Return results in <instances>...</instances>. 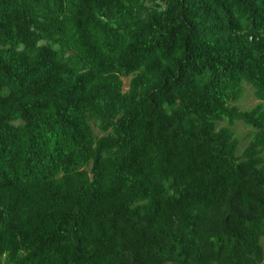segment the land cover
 Instances as JSON below:
<instances>
[{
	"label": "trees",
	"instance_id": "trees-1",
	"mask_svg": "<svg viewBox=\"0 0 264 264\" xmlns=\"http://www.w3.org/2000/svg\"><path fill=\"white\" fill-rule=\"evenodd\" d=\"M0 264H264V0H0Z\"/></svg>",
	"mask_w": 264,
	"mask_h": 264
},
{
	"label": "rangeland",
	"instance_id": "rangeland-1",
	"mask_svg": "<svg viewBox=\"0 0 264 264\" xmlns=\"http://www.w3.org/2000/svg\"><path fill=\"white\" fill-rule=\"evenodd\" d=\"M125 84L128 82V78H123ZM258 101L253 96L252 90L249 86H246V91L242 99L239 101V105L241 108L246 109L255 105ZM235 133L239 137L241 141V145H245L246 142L250 139L251 130L249 128L244 127L242 124H236L234 126Z\"/></svg>",
	"mask_w": 264,
	"mask_h": 264
}]
</instances>
